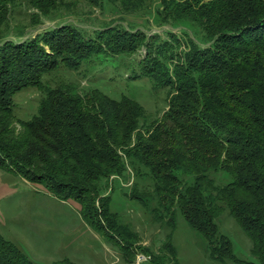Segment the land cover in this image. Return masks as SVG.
Here are the masks:
<instances>
[{"label": "trees", "instance_id": "obj_1", "mask_svg": "<svg viewBox=\"0 0 264 264\" xmlns=\"http://www.w3.org/2000/svg\"><path fill=\"white\" fill-rule=\"evenodd\" d=\"M18 1L0 0V168L75 203L127 261L140 250L152 264H178L170 235L180 212L211 258L264 264V0H20L36 10L34 23L87 1L179 33L114 20L86 30L72 19L3 38L9 24L1 23ZM108 66L126 69L132 88L146 79L154 92L165 90L166 107L151 116L131 90L65 76L96 77ZM53 72L59 80L45 81ZM27 88L39 89L37 108L19 118L14 95ZM128 169L127 197L170 231L158 252L141 246L139 232L110 205V179ZM219 170L229 175L225 183L210 175ZM225 212L251 239L253 259L237 257L220 231ZM0 264L36 263L0 233Z\"/></svg>", "mask_w": 264, "mask_h": 264}, {"label": "rangeland", "instance_id": "obj_2", "mask_svg": "<svg viewBox=\"0 0 264 264\" xmlns=\"http://www.w3.org/2000/svg\"><path fill=\"white\" fill-rule=\"evenodd\" d=\"M34 11L36 10L29 7L28 3L20 0L12 6L6 21L1 23L2 30L6 24H9L7 31L2 35L3 38L33 36L58 20L72 19L86 30L102 26L103 21L114 20L126 25L133 24L148 33L154 31L162 33L167 28L179 33L178 26L171 27L168 24L157 26L151 19L147 21L144 16L134 13L110 10L103 12L98 6L87 1L78 2L73 12L70 11L72 13L64 17H42L37 23L32 19ZM98 74L97 76H102L104 79L103 82H99L97 76L92 77L94 75L81 78L76 72L65 76L73 80L78 78L81 85L93 83L108 92L131 90L130 94L135 95L151 116L159 115L166 107L165 90L154 92L146 79L133 80L135 86L130 87L126 81L128 74L126 69L117 74L112 66H108ZM60 76L59 73L53 72L44 79L55 83ZM39 96L40 91L37 88H27L15 93L16 115L19 118L31 116L36 111ZM15 126L19 128L18 123ZM127 172L125 177L119 179L114 175L110 179L111 187L107 189V192L111 193L110 205L120 213L122 220L129 222L139 232L141 246L158 252L164 246L165 235L170 231L167 227L153 222L140 203L127 197L125 192L129 191L134 180L132 171L128 169ZM210 175L219 183L229 180L228 173L223 170L211 171ZM218 225L220 231L230 237L233 252L237 257L253 259L250 252L251 239L233 217L226 212L223 213L218 218ZM0 233L17 243L36 264H49L65 257L78 264H101L102 261H99L98 256H103L105 264H124L121 250L86 224L75 203L70 200H60L42 186L1 168ZM170 240L176 249L178 264H236L231 260L220 262L211 258L205 249L202 235L188 225L180 212L177 213L176 227L171 231ZM132 261L130 264H135L134 258ZM169 262L168 264H173V261ZM150 263L145 261L140 264Z\"/></svg>", "mask_w": 264, "mask_h": 264}, {"label": "built area", "instance_id": "obj_3", "mask_svg": "<svg viewBox=\"0 0 264 264\" xmlns=\"http://www.w3.org/2000/svg\"><path fill=\"white\" fill-rule=\"evenodd\" d=\"M149 262L150 261V255L143 251H136L134 256V262L135 264H140L143 262ZM151 264V263H150Z\"/></svg>", "mask_w": 264, "mask_h": 264}, {"label": "crops", "instance_id": "obj_4", "mask_svg": "<svg viewBox=\"0 0 264 264\" xmlns=\"http://www.w3.org/2000/svg\"><path fill=\"white\" fill-rule=\"evenodd\" d=\"M123 257H124V255H123ZM98 258L100 259V260L98 259L99 261H102L101 264H105V262H104V260H103V259H104L103 256H98ZM123 262H124V264H130V263H132L133 261H131V262H130V261H127V260L125 259V257H124V258H123Z\"/></svg>", "mask_w": 264, "mask_h": 264}]
</instances>
